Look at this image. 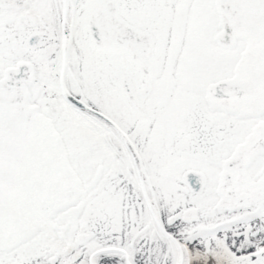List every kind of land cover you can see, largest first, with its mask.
I'll use <instances>...</instances> for the list:
<instances>
[{"label": "snow or ice", "instance_id": "snow-or-ice-1", "mask_svg": "<svg viewBox=\"0 0 264 264\" xmlns=\"http://www.w3.org/2000/svg\"><path fill=\"white\" fill-rule=\"evenodd\" d=\"M0 264H264V0H0Z\"/></svg>", "mask_w": 264, "mask_h": 264}]
</instances>
